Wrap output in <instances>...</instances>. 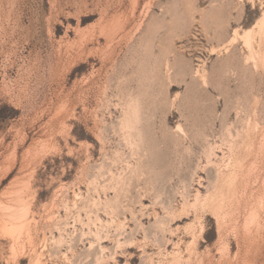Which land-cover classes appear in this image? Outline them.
<instances>
[{
  "label": "rangeland",
  "instance_id": "1",
  "mask_svg": "<svg viewBox=\"0 0 264 264\" xmlns=\"http://www.w3.org/2000/svg\"><path fill=\"white\" fill-rule=\"evenodd\" d=\"M0 264H264V0H0Z\"/></svg>",
  "mask_w": 264,
  "mask_h": 264
},
{
  "label": "bare ground",
  "instance_id": "2",
  "mask_svg": "<svg viewBox=\"0 0 264 264\" xmlns=\"http://www.w3.org/2000/svg\"><path fill=\"white\" fill-rule=\"evenodd\" d=\"M21 227V226H20ZM19 227V228H20ZM12 229H15V226H12ZM17 246H18V243L17 242H14L13 243V250H15L16 248H17Z\"/></svg>",
  "mask_w": 264,
  "mask_h": 264
}]
</instances>
